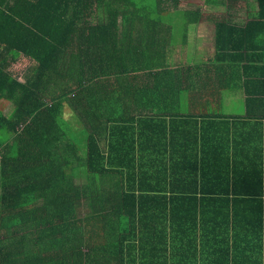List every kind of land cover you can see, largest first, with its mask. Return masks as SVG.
<instances>
[{"label":"trees","instance_id":"obj_1","mask_svg":"<svg viewBox=\"0 0 264 264\" xmlns=\"http://www.w3.org/2000/svg\"><path fill=\"white\" fill-rule=\"evenodd\" d=\"M183 1L0 0V264H164L161 248L138 262L132 211L149 194L189 193L198 182L169 183V152L160 148L179 136L147 116L150 97L191 94L182 72L165 67L162 38L149 34L160 18L197 16L198 6ZM20 57L31 60L23 81L11 71ZM216 75L229 90L230 73L219 68ZM154 106L161 115V102ZM70 113L87 139L82 186L72 178L80 169L68 165L72 155L81 160L68 137ZM107 188L106 198L121 202L118 225L99 214L98 191ZM82 196L84 221L107 225L110 243H75L78 233L85 237L76 215Z\"/></svg>","mask_w":264,"mask_h":264},{"label":"crops","instance_id":"obj_2","mask_svg":"<svg viewBox=\"0 0 264 264\" xmlns=\"http://www.w3.org/2000/svg\"><path fill=\"white\" fill-rule=\"evenodd\" d=\"M184 1L198 6L197 16L160 18L153 22L160 29L149 34L162 38L165 67L182 72L191 94L150 97L147 116L166 122L168 136H179L160 148L169 152L164 158L169 183L198 182L195 191L166 190L140 202L139 211H132L137 217L132 244L138 262L145 260L144 253L161 248L164 264H264V0ZM22 60L31 64L20 57L11 67L21 81L29 67L20 69ZM219 68L230 73L229 90L220 89ZM158 102L163 113L157 116ZM75 115L68 114V137L81 160L72 155L68 165L80 169L72 178L82 186L88 146ZM100 150L108 153V138H101ZM98 192L100 216L118 225L121 202L114 195L106 198L112 194L108 188ZM187 196L197 201L196 207L187 204ZM82 201L76 215L85 237L78 233L75 243H110L107 225L84 221L89 209L84 196Z\"/></svg>","mask_w":264,"mask_h":264},{"label":"rangeland","instance_id":"obj_3","mask_svg":"<svg viewBox=\"0 0 264 264\" xmlns=\"http://www.w3.org/2000/svg\"><path fill=\"white\" fill-rule=\"evenodd\" d=\"M183 4L184 5H187V4H190V3L183 1ZM21 64L22 65L20 66V69H23V68L29 66L30 65V62L28 60L27 61L22 60L21 61ZM66 116L68 117V114Z\"/></svg>","mask_w":264,"mask_h":264}]
</instances>
